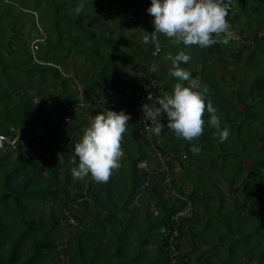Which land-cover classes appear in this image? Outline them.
I'll list each match as a JSON object with an SVG mask.
<instances>
[{"label":"trees","instance_id":"1","mask_svg":"<svg viewBox=\"0 0 264 264\" xmlns=\"http://www.w3.org/2000/svg\"><path fill=\"white\" fill-rule=\"evenodd\" d=\"M142 1L0 0V135L16 138L19 132L22 134L15 147L3 141L4 148L0 149V264H143L149 256L152 258L146 264H193L181 243L190 224L198 218L193 198L199 191L178 198L172 194L179 189L172 164L164 173L139 169L138 164L151 154L165 157L176 150L178 155L183 149L192 160L193 145L205 139L210 146L214 144L210 141L212 135L204 132L198 140L170 150L169 145L155 142L154 133L147 131L145 122L149 125L150 121L138 101L143 99L155 107L156 98L164 92L171 93L178 81L169 74L168 83H164L166 76L158 68L152 71L164 50L176 49L164 35L158 34L155 42L145 44L141 40L124 52L120 50L124 43L129 46L135 41L124 37L116 19L130 15L127 20H143L142 36L154 32L144 21L154 19L147 12L151 4ZM79 4L84 8L77 13ZM109 6L113 7V18L100 11H108ZM229 11L236 14L229 21L232 28L239 27L255 38L239 53L232 52V56L238 62L245 56L248 61L259 63L261 69L264 58L258 55L264 49V35L258 34L264 27V0H235V7ZM41 25L49 33L47 37ZM36 39L40 42L32 46ZM157 46L161 48L159 52ZM133 62L136 65L131 66ZM136 66L138 72L133 80H128L126 73L129 69L137 71ZM255 80L251 92L244 89L245 82L242 89L235 91L234 99L241 111L217 109V115L226 114L220 121L221 128L227 126L239 132L238 138L252 162L246 178L243 167L230 181L231 188L237 187L232 196L243 195L245 201L239 205L234 198L233 208L237 210L231 213L233 217L237 211L239 219L227 220L234 243L224 255L231 258L239 243L244 245L249 264H264V157H255L249 149L264 131V110L257 108V104L264 106V75L258 74ZM149 94L152 98H148ZM216 98L215 94L209 98L215 108ZM128 105L137 110L136 115L129 113ZM106 109L131 115L122 147L133 142L137 158L126 156L123 164H129L122 170L128 174L125 182L116 184L113 173L110 182L97 184L101 190L94 184L85 188L72 176V169L79 164L75 145L82 139V129ZM158 119L165 124L167 116ZM171 131L163 126L161 133L171 137ZM53 142L55 146L64 142V160L60 161L54 153ZM240 181L243 183L239 186ZM115 190L119 191L117 196L113 195ZM148 194L152 201L149 203ZM48 203L53 204L50 217L37 207ZM71 220L75 224L71 225ZM65 226L74 229V234L63 237ZM237 233L239 236L235 237ZM131 237L135 245L126 254ZM168 244L170 250L172 246L177 249L174 258L167 250ZM213 250L204 251V262L195 264H220L221 257L214 261L208 254Z\"/></svg>","mask_w":264,"mask_h":264},{"label":"clouds","instance_id":"2","mask_svg":"<svg viewBox=\"0 0 264 264\" xmlns=\"http://www.w3.org/2000/svg\"><path fill=\"white\" fill-rule=\"evenodd\" d=\"M231 3L232 0H151L147 12L154 17L155 31L151 34L145 32L143 42H155L159 34L188 48H207L217 43L227 45L233 38L232 26L228 20ZM83 8L84 5L79 4L75 11L80 13ZM34 41L38 44L40 39ZM168 59L172 62L170 75L178 82L173 85L171 93L164 92L156 98L157 106L142 105L146 120H150L152 124V127L146 126L147 131L159 135L164 126L171 129L177 138L192 142L204 134V117L207 114L210 117L207 124L216 129L214 135L219 136L221 143L226 141L230 136V129L227 126L221 128L217 109L208 98L209 87L202 86L198 79L192 77L190 70L181 67L182 63L186 64L191 60V56L180 51L174 57L169 55ZM152 71H156L155 65ZM164 114L167 121L162 124L158 118ZM130 119L131 115L123 110L117 112L106 109L94 116L90 125L82 129V139L75 145L79 164L72 169L74 179H83L89 175L96 183H107L111 179L114 171L122 166L121 160L125 155L122 143ZM3 141L4 137H0V149L4 148ZM190 150L197 155L201 152V148L196 145ZM161 158L162 163L157 162L155 173H164L163 164L167 167L172 164L170 158ZM142 162L147 163V168L139 166ZM73 164H76V160H73ZM138 168L153 172L147 161L139 162ZM173 241L179 244L178 240Z\"/></svg>","mask_w":264,"mask_h":264},{"label":"crops","instance_id":"3","mask_svg":"<svg viewBox=\"0 0 264 264\" xmlns=\"http://www.w3.org/2000/svg\"><path fill=\"white\" fill-rule=\"evenodd\" d=\"M135 1L138 3L143 2L142 0ZM147 2V5L151 4V0H147ZM234 14L235 12L229 11V21L235 19ZM144 21H146L145 18ZM164 37L167 39V42H173L174 47H176L175 50H172L174 55H177L180 51H184L191 56V60L184 64V66L181 64V67L190 70L192 77L198 79L202 86L207 85L209 87L210 95L208 98H210L212 94L217 96L215 99L216 109H220L221 112H224L222 109L225 107V104L222 100L225 98L231 99L233 96H236L235 92L232 91V87H237V84L240 86L237 89H240L245 82L243 84L244 89L246 88L247 91L251 92V88H247L248 82L245 78V72H242V70L241 73L239 72V64L241 62H238L236 58L234 59V56H232V52L236 51L239 53V49L246 46L236 45L234 48H227L223 44L219 46L214 44L207 48H200L198 46L188 48L183 44H177L174 40H170L166 36ZM197 53H199L201 58L196 57V55H198ZM245 55H248V53ZM222 58H225V60L222 61ZM245 58L244 56L243 60ZM233 60H235V62H233ZM163 63L167 65V70L170 74L172 69L170 60H164ZM222 69L225 75H221ZM160 71L163 72V69L161 68ZM260 72L262 71L259 70V73ZM215 75H217V78L214 79L213 77ZM249 82L251 86L256 84L255 79ZM225 94H227L226 97L224 96ZM232 105H234V103H232ZM128 108L131 109L130 105H128ZM120 109L121 108H119V110ZM129 113L134 116V109H131ZM219 117L221 121L225 119L226 114L222 113ZM206 119L209 120L210 117L207 116ZM215 131L216 129L214 127L204 130V132H209V134L212 135L210 141L213 142L214 146H210L206 139L203 140L197 145L201 148V152L198 155L194 154L192 160L188 158L186 149L178 151V155L175 154L176 150L171 151L170 154L168 153V155H170L168 157L172 161L174 168V178L179 185V189L175 191V195L183 199L184 196H182V194L190 195L195 190L199 191L197 197L193 198L196 202L193 206L194 214L197 215L198 218L195 222L193 221L192 224H190L184 234L181 243L182 249L185 254L191 256L193 264L199 262L203 263V252L212 249L214 250L208 254L213 256L214 261L218 257H221V259H218L220 264L228 260V262H230L228 264H249V256L245 253V249L243 248L244 245L242 244L237 243L238 249L231 258L229 255H224V253H226L227 248L234 243V235L231 234L232 230L228 223H230L233 218L236 220L239 219V213L237 211L233 213V217L231 213L237 210V207L233 208L235 199L239 201V205H242L245 201L243 195L239 194L235 197L232 196L237 187L231 188L230 181L233 179L234 174L242 170L243 167L245 170L244 178L251 173V156L245 152L243 142L238 138L239 132L237 130H233V128L230 129V136L223 143L215 137ZM257 133L258 132H256V134ZM257 141L256 145L249 149L254 152L255 157H264V136L262 137L259 135ZM188 143L189 142L185 140L177 146L181 148ZM165 145H169L170 150L172 147L176 146V144L171 143H164L163 146ZM123 150L125 153L124 159H126V156L137 158V148L133 142L124 143ZM123 162L124 161L121 160V167L124 168L127 164H123ZM154 164L155 165H151L153 172L156 171L158 163ZM119 169L114 172L116 173V175H113L114 177L119 174ZM110 181L111 179L108 182ZM129 181L130 183L133 182V180ZM242 183L243 181H240L238 183L239 186ZM101 184L105 185V183ZM216 187H218V189L221 187L223 192L216 193ZM150 195L151 194H148V196ZM218 207H222V210H219ZM228 215H230V217H228ZM228 218L230 222L227 221ZM237 236H239V233L235 235V237ZM131 240L132 237L129 245L134 243ZM132 250L133 249H130L129 253ZM145 259L148 260L147 258Z\"/></svg>","mask_w":264,"mask_h":264},{"label":"rangeland","instance_id":"4","mask_svg":"<svg viewBox=\"0 0 264 264\" xmlns=\"http://www.w3.org/2000/svg\"><path fill=\"white\" fill-rule=\"evenodd\" d=\"M145 5H146V3H145ZM112 8H113L112 6H109L108 7V11L105 10V9H103V8H101L100 11H102V14H105V16H107L109 18H113L114 11H113ZM253 9H254V11L256 10L255 7ZM238 10H240V9H238ZM236 12L239 13L238 11H236ZM119 16L120 17H123L124 15H119ZM129 16L130 15L125 16L123 18L130 19ZM234 16H235V14H234ZM127 19H116L115 21H117L119 23L120 27L123 28L122 31H123L124 37L125 38L126 37H130L132 39V42H134V41L135 42L129 44V46H126L125 43H124L121 46V48H120L121 52H124L125 50H128L129 47H134L138 43V41L140 42L141 40H143V36H144V35L142 36L143 20L140 23H138V22H136V20L135 21H132V20H127ZM112 22H113V20L110 19V23H112ZM41 28H42L41 30L44 33L45 37H47L49 35V33L45 31V29H44V27L42 25H41ZM243 28H244V26H243ZM233 29L236 32H239L240 31L239 27H236V26L233 27ZM243 30H246V28H244ZM260 30L261 31H264V27H261ZM231 48H234V46L232 45ZM259 52H260L259 55H258L259 58H264V49H262ZM197 54L199 55V53H197ZM169 55H171L173 57L175 56L174 53H173V51H171V50L163 51V53L160 56V58L153 64V65H155V68H158L159 70H161V68L163 69L162 74H163V76H166V81L164 83H167L168 82L169 72L167 70V65L165 63H163V61L164 60H167ZM198 55H196V57L197 58H201V56L200 55L198 56ZM168 60H170V59H168ZM233 62H235V60H233ZM146 63L152 65V62H150V63L149 62H146ZM170 64H171V67H172L171 60H170ZM258 64L259 63H255V62L248 61L247 58L245 60L241 61V63L239 64V72L241 73V70H242V72H245V75H246L245 78L247 79V82H248V87L247 88H251V84H250L249 81H253L258 76V74L260 76H263L264 75V73H259V70L262 71V72L264 71V60L262 61V64L260 65L261 66V69L258 68V66H257ZM134 65H136V62H133L131 64V66H134ZM135 68H136L137 71H134L133 69H129L128 72L126 73V75L128 77V80L129 79H131V80L134 79V75L136 74L135 72H138V70H139V67L138 66H136ZM234 69H235V67H234ZM68 71H71V69L69 68ZM221 75H225V72H224L223 69L221 71ZM164 83L162 82V83H159V84L162 85ZM239 87H240L239 84H237V87H235V88L232 87V89H233L232 91H234V92L237 91V88H239ZM240 89H242V87ZM226 95L227 94H225L224 96L226 97ZM234 98H236V96H233L231 99L230 98H228V99L225 98V99L222 100V102H224V104H225V108H224L223 111H230V110H234V109H238V111H240L239 104H238V102ZM117 100H119V99H117ZM232 103H234V107H232ZM258 107H259L260 110L261 109H262V111L264 110V106H259L257 104V108ZM134 112H135V115H136L137 110L134 109ZM262 117H263V122H264V116H262ZM87 119H89V118L87 117ZM205 121H206L205 129L211 128L212 126H210L209 124H207L208 119L205 118ZM170 134H171V137H169V135H163L162 133H160L159 135L154 134V137H155L154 140H155V142H157L158 144H160V146H163L164 143H171V144L178 145V144L182 143L183 141H185L184 139L177 138L176 135H175V133L173 131H171ZM172 136L175 137L176 140H173V137ZM261 136L262 137L264 136V131H262ZM128 140H129V138H128ZM51 146L53 147L54 153H56L58 155V157H59L58 159L60 161L61 160H64V158H62V157H64L66 155V153H67L66 152V148L64 147V142H60L56 146H55V144L53 142L51 144ZM127 151H128V149H127ZM168 156H170V155H167L164 158H166V157L169 158ZM125 160L126 159L122 158V161H125ZM161 160H162L161 157L154 156V155L151 154L148 157V159L145 160V161H147L148 164H149V166H151V165H155L154 163H157V162L161 164L162 163ZM69 163H70V160H69ZM128 164H129V162L127 163V165ZM139 166L142 167V164H140ZM123 169H124L123 167H121L119 169V171H118L119 174L116 176V180L114 181L116 184L118 182V185H119V183H122V181L125 182V180H127V175L128 174L127 173L126 174L122 173V170ZM114 172H116V171H114ZM75 180L83 183L86 186L85 188H88L90 186V184H94V185L97 186L96 187L97 189H100V188H98V186H100V185H97V184H100V183H96L95 181H93L91 179V176L90 175L88 177L83 178V179H75ZM158 182L161 183V178L158 179ZM221 186H223V185H221ZM215 191H216V193H220V192H223V189L221 187L219 189H218V187H216L215 188ZM118 193H119V191H116V190L113 191V195L114 196H117ZM222 198H223V196H222ZM146 202L147 203L152 202L150 196L148 198H146ZM90 203H91V205H93V200L90 201ZM52 205H53L52 203H48L46 205L45 204L38 205L37 207H38V209L40 211H42V213H44L45 215L48 214V216L50 217ZM154 212H155V215H156L157 214V211H154ZM71 234H74V229L68 228L67 226L63 227L62 233H61V235L63 237H67V236H69ZM131 241L135 243V240L133 238H132ZM134 243H131L130 245H128L129 249L128 250H125V253L126 254L129 253L130 249L133 248ZM167 250L170 251V245L169 244L167 245ZM148 258H152V256H149ZM156 259H161V258L158 257V256H156ZM146 261H148V260H146L144 258V260H143L144 263L143 264H146Z\"/></svg>","mask_w":264,"mask_h":264},{"label":"built area","instance_id":"5","mask_svg":"<svg viewBox=\"0 0 264 264\" xmlns=\"http://www.w3.org/2000/svg\"><path fill=\"white\" fill-rule=\"evenodd\" d=\"M225 2H227V0H225ZM234 6H235V0H232V3L230 5V9L232 7H234ZM146 22L148 23V25L153 27V29L155 31L154 24H153V19H146ZM232 32H233V38L231 39L229 44L224 45V46H227V47H231L232 45L233 46H236V45L248 46V45L252 44L253 41L255 40V38L253 36H250L247 32H242V31L236 32L233 28H232ZM258 35H259V37L263 36L264 35V31H261ZM36 42L37 41L33 42V46L36 44ZM35 49H37V46L35 47ZM160 50H161L160 46H157V50L156 51L159 52ZM148 98H152V94H149ZM138 103H139L140 108L143 109L142 105L145 104L144 100L141 99V100L138 101ZM145 124H146L147 127H152L151 126V121H150L149 125H148L147 121L145 122ZM167 127H168V125H167ZM20 136H22V134L20 132H19L18 137H16V138H11V136H9V135H0V137H4V141H6L7 143L13 145V147H15V144L18 141V139L20 138ZM141 164H142V168H147V163L146 162H142ZM167 170H168V167H166V168L164 167L163 171L166 172ZM166 178H167V182H169V176H167ZM73 224H75V223L73 222V220H71V225H73ZM177 235H178L177 232H175V236H177ZM171 249L172 250H170V251H171L172 257L174 258L176 256L177 249L174 246H172Z\"/></svg>","mask_w":264,"mask_h":264}]
</instances>
